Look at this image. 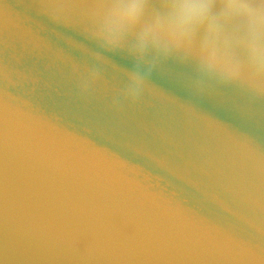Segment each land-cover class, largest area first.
I'll list each match as a JSON object with an SVG mask.
<instances>
[{"label": "water", "instance_id": "water-1", "mask_svg": "<svg viewBox=\"0 0 264 264\" xmlns=\"http://www.w3.org/2000/svg\"><path fill=\"white\" fill-rule=\"evenodd\" d=\"M96 2L0 0V264H264V98L101 46Z\"/></svg>", "mask_w": 264, "mask_h": 264}, {"label": "clouds", "instance_id": "clouds-1", "mask_svg": "<svg viewBox=\"0 0 264 264\" xmlns=\"http://www.w3.org/2000/svg\"><path fill=\"white\" fill-rule=\"evenodd\" d=\"M89 12L103 47L139 63L192 61L202 78L264 98V0H97ZM146 87L132 73L125 95Z\"/></svg>", "mask_w": 264, "mask_h": 264}]
</instances>
